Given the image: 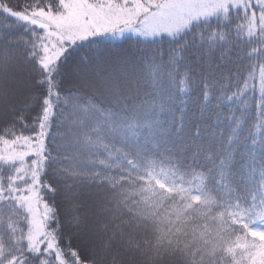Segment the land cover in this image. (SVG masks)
Returning a JSON list of instances; mask_svg holds the SVG:
<instances>
[{
  "label": "snow or ice",
  "instance_id": "obj_1",
  "mask_svg": "<svg viewBox=\"0 0 264 264\" xmlns=\"http://www.w3.org/2000/svg\"><path fill=\"white\" fill-rule=\"evenodd\" d=\"M0 264H264V0H0Z\"/></svg>",
  "mask_w": 264,
  "mask_h": 264
}]
</instances>
